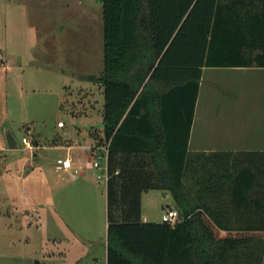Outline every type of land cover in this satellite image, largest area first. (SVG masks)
I'll list each match as a JSON object with an SVG mask.
<instances>
[{
    "label": "trees",
    "instance_id": "obj_1",
    "mask_svg": "<svg viewBox=\"0 0 264 264\" xmlns=\"http://www.w3.org/2000/svg\"><path fill=\"white\" fill-rule=\"evenodd\" d=\"M101 2L107 264H264V151L189 149L204 69L264 66V0Z\"/></svg>",
    "mask_w": 264,
    "mask_h": 264
},
{
    "label": "rangeland",
    "instance_id": "obj_2",
    "mask_svg": "<svg viewBox=\"0 0 264 264\" xmlns=\"http://www.w3.org/2000/svg\"><path fill=\"white\" fill-rule=\"evenodd\" d=\"M102 69L101 0H0V140L4 142L9 129L19 143L9 149L5 141L0 151V187L25 189L26 264H103L99 260L107 236L104 97L100 84L89 78ZM213 72L212 68L203 72L197 107L198 118L203 109L209 121L210 110L218 109L217 99L212 106ZM225 112L230 113L222 111L218 124ZM225 118L229 123L235 119ZM23 136L31 148L22 142ZM67 155L78 170L75 178L71 171L59 173L55 168L56 159ZM166 195L156 189L142 194L143 220L146 215L151 222H162L167 209L175 207L170 192Z\"/></svg>",
    "mask_w": 264,
    "mask_h": 264
},
{
    "label": "crops",
    "instance_id": "obj_3",
    "mask_svg": "<svg viewBox=\"0 0 264 264\" xmlns=\"http://www.w3.org/2000/svg\"><path fill=\"white\" fill-rule=\"evenodd\" d=\"M212 69H214L212 106L216 103L215 99L221 106L217 105V110L213 108L210 110L212 111L210 121L203 114L205 113L202 112L203 109L199 112L201 118H198L199 93L189 149L206 152L264 151V66ZM222 111L230 112L228 115L234 117V121L229 123L230 118H225L228 117L225 112L220 117L221 124H218L216 118ZM3 141L0 140V151L5 149V139ZM71 177L75 178L72 175ZM63 180L66 181V178ZM24 191L25 189L21 187L10 186L5 189L0 187V258L4 259L3 264H26L27 255L22 252V245L27 244L29 240L27 217L29 211ZM39 214L42 217V213ZM144 220L153 219L145 215ZM99 262L107 264L106 244ZM94 264L98 262L95 261Z\"/></svg>",
    "mask_w": 264,
    "mask_h": 264
},
{
    "label": "built area",
    "instance_id": "obj_4",
    "mask_svg": "<svg viewBox=\"0 0 264 264\" xmlns=\"http://www.w3.org/2000/svg\"><path fill=\"white\" fill-rule=\"evenodd\" d=\"M58 126L63 127L64 122L59 121ZM22 142L26 145V147H29V148L32 147L31 141L26 136H23ZM107 159H108V151H107ZM94 164L96 166H100V164L97 161H95ZM55 168L59 173H62V172L67 173V172L71 171V175L73 177L78 174V170L74 169L73 160L70 158V156L57 158L56 162H55ZM72 170H73V172H72ZM106 170H107V168H106ZM64 178H66V177H64ZM107 179H108V175H107ZM179 219H180V214L176 208H168L167 211L162 216V221H166V222H169L171 224H175Z\"/></svg>",
    "mask_w": 264,
    "mask_h": 264
},
{
    "label": "water",
    "instance_id": "obj_5",
    "mask_svg": "<svg viewBox=\"0 0 264 264\" xmlns=\"http://www.w3.org/2000/svg\"><path fill=\"white\" fill-rule=\"evenodd\" d=\"M4 137H5L7 148L15 149V148L19 147V143H18L17 139L15 138V136L13 135V133L11 132V130H9V129L6 130ZM163 195L164 196L166 195L164 191H163ZM37 262H39V261H37Z\"/></svg>",
    "mask_w": 264,
    "mask_h": 264
}]
</instances>
